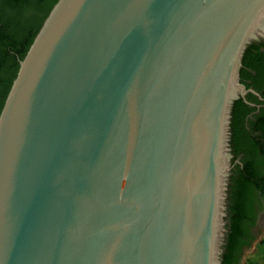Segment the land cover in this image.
I'll use <instances>...</instances> for the list:
<instances>
[{
	"label": "water",
	"instance_id": "water-1",
	"mask_svg": "<svg viewBox=\"0 0 264 264\" xmlns=\"http://www.w3.org/2000/svg\"><path fill=\"white\" fill-rule=\"evenodd\" d=\"M260 39L264 0H57L0 111V264H222Z\"/></svg>",
	"mask_w": 264,
	"mask_h": 264
},
{
	"label": "flooded vegetation",
	"instance_id": "flooded-vegetation-1",
	"mask_svg": "<svg viewBox=\"0 0 264 264\" xmlns=\"http://www.w3.org/2000/svg\"><path fill=\"white\" fill-rule=\"evenodd\" d=\"M249 47L250 51L245 53ZM239 81L245 89L234 98L230 110L231 169L226 197L227 231L224 248L229 230V191L232 179L239 169L245 170L247 164H250L254 172L249 197L252 213L245 219L239 234L240 251L244 252L256 243L264 228V39L252 41L246 47Z\"/></svg>",
	"mask_w": 264,
	"mask_h": 264
},
{
	"label": "trees",
	"instance_id": "trees-1",
	"mask_svg": "<svg viewBox=\"0 0 264 264\" xmlns=\"http://www.w3.org/2000/svg\"><path fill=\"white\" fill-rule=\"evenodd\" d=\"M56 1L0 0V111L19 68V59L24 57ZM249 51L250 47L245 53ZM237 172L229 191V230L222 264H238L240 261L244 252L240 251L239 234L245 219L252 213L249 197L254 172L250 164Z\"/></svg>",
	"mask_w": 264,
	"mask_h": 264
},
{
	"label": "rangeland",
	"instance_id": "rangeland-1",
	"mask_svg": "<svg viewBox=\"0 0 264 264\" xmlns=\"http://www.w3.org/2000/svg\"><path fill=\"white\" fill-rule=\"evenodd\" d=\"M238 264H264V228L259 233L256 243L244 251Z\"/></svg>",
	"mask_w": 264,
	"mask_h": 264
}]
</instances>
